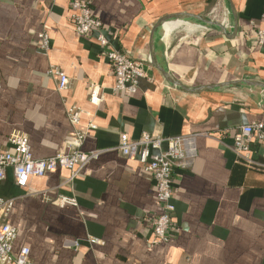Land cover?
<instances>
[{"label":"crops","instance_id":"0c3cea01","mask_svg":"<svg viewBox=\"0 0 264 264\" xmlns=\"http://www.w3.org/2000/svg\"><path fill=\"white\" fill-rule=\"evenodd\" d=\"M88 1L108 44L144 64L135 93L112 90L99 34H76L70 0H0V141L24 133L33 156L46 158L84 130L81 149L100 151L71 179L57 169L20 187L7 169L0 196L13 199V251L27 246L35 264H264L261 143H251L258 165L232 148L238 126L264 124V0ZM51 66L67 75L66 90ZM70 106L81 109L77 126ZM143 133L195 136L191 165L173 172L177 231L167 244L153 243L148 225L155 180L115 149L120 135Z\"/></svg>","mask_w":264,"mask_h":264},{"label":"built area","instance_id":"2783aa9c","mask_svg":"<svg viewBox=\"0 0 264 264\" xmlns=\"http://www.w3.org/2000/svg\"><path fill=\"white\" fill-rule=\"evenodd\" d=\"M72 10V24L76 34L81 36L98 33L97 40L104 47L103 53L111 63L115 82L112 90L115 92L135 93L139 79L145 76L144 64L130 58L128 55L111 47L101 33L102 23L91 11L88 0H70ZM40 49L47 50L49 37L46 32L40 34ZM258 43H262L263 33L258 30L255 34ZM48 73L56 78L57 88L66 90L69 87L67 75L55 66L48 69ZM89 102L99 105L103 100L101 88L96 83L88 86ZM67 116L73 126L80 121L81 109L76 106L67 108ZM95 125L88 124L92 129ZM86 131L75 130L68 141L66 152H57L46 158H35L31 152L29 138L21 132H12L5 143L0 141V182L5 179L7 169H10L16 185L24 187L31 177H42L46 173L67 169L70 179L77 176L83 166L96 158L100 151L84 152L81 149ZM195 136L182 134L177 136H159L143 133L137 139H130L127 135L119 136L115 149L126 158H137L143 169L156 182L157 210L148 217V225L152 233V242L167 244L171 242L177 231L174 222L173 203L174 176L176 168H187L195 156ZM256 140L261 143V156L264 159V124L260 121L238 126L233 134V151L251 164L258 165L251 157V143ZM165 144V148H163ZM57 202L61 205L75 204L74 198L59 196ZM13 205L12 198L0 196V264H35L30 258L27 246H22L17 252L13 251L16 239V228L8 223V216ZM97 243V239H91Z\"/></svg>","mask_w":264,"mask_h":264},{"label":"water","instance_id":"95a60500","mask_svg":"<svg viewBox=\"0 0 264 264\" xmlns=\"http://www.w3.org/2000/svg\"><path fill=\"white\" fill-rule=\"evenodd\" d=\"M165 19H163V20H161V21H164ZM208 24L210 23V24H215L216 26H218L219 27V25L218 24H216V23H213V21H211V20H207L206 21ZM224 34H226L225 33V31H224Z\"/></svg>","mask_w":264,"mask_h":264},{"label":"bare ground","instance_id":"6f19581e","mask_svg":"<svg viewBox=\"0 0 264 264\" xmlns=\"http://www.w3.org/2000/svg\"><path fill=\"white\" fill-rule=\"evenodd\" d=\"M165 35V34H164Z\"/></svg>","mask_w":264,"mask_h":264},{"label":"trees","instance_id":"16d2710c","mask_svg":"<svg viewBox=\"0 0 264 264\" xmlns=\"http://www.w3.org/2000/svg\"><path fill=\"white\" fill-rule=\"evenodd\" d=\"M253 159V158H252Z\"/></svg>","mask_w":264,"mask_h":264}]
</instances>
